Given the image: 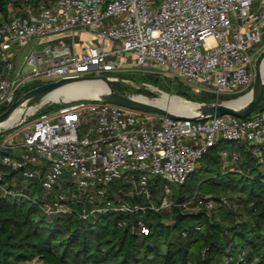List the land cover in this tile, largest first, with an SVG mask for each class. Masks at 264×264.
<instances>
[{"label":"built area","instance_id":"obj_1","mask_svg":"<svg viewBox=\"0 0 264 264\" xmlns=\"http://www.w3.org/2000/svg\"><path fill=\"white\" fill-rule=\"evenodd\" d=\"M263 39L264 0L20 4L0 20V108L36 82L151 67L179 78L194 93L209 91L218 99L252 86L253 54ZM33 41L17 65L21 49ZM24 121L19 140L10 134L0 138V164L18 170L23 184L40 182L41 192L33 202L49 220L73 213L75 205L82 219L174 205L182 213L210 216L214 198L195 191L176 203L159 179L184 185L198 159L219 139L252 146L258 163H263L264 106L254 117L224 114L192 120L143 116L99 100ZM239 157L233 154L231 160ZM7 173L0 170V190L22 195L25 186L12 190L8 187L14 186L13 179L2 182ZM122 179L128 181L125 187L111 186ZM136 197L145 202L134 201ZM132 230L148 233L142 219L133 222ZM216 264H247L246 252L234 242Z\"/></svg>","mask_w":264,"mask_h":264},{"label":"trees","instance_id":"obj_2","mask_svg":"<svg viewBox=\"0 0 264 264\" xmlns=\"http://www.w3.org/2000/svg\"><path fill=\"white\" fill-rule=\"evenodd\" d=\"M20 1L0 0V20L7 18L10 3L16 8ZM50 1L54 0H26V4ZM38 85L25 87L19 96ZM181 94L192 99L184 91ZM6 108H0V113ZM223 142L227 141L219 139L208 148L173 196L174 202L183 201L189 189L190 194L197 191L214 198L218 206L210 216L182 213L174 205L144 213H96L82 219L75 205L73 213L49 220L33 202L41 192L38 180L26 182L22 195L0 190V264H216L234 242L245 250L247 264H264V170L250 145L241 150L236 164L226 163L219 153ZM262 153L264 161V147ZM6 172L3 183L21 178L18 170ZM19 187L8 188H24ZM133 200L145 202L141 197ZM137 219L143 220L147 234L132 230ZM195 225L200 229L195 230ZM195 243L199 245L194 251Z\"/></svg>","mask_w":264,"mask_h":264},{"label":"rangeland","instance_id":"obj_3","mask_svg":"<svg viewBox=\"0 0 264 264\" xmlns=\"http://www.w3.org/2000/svg\"><path fill=\"white\" fill-rule=\"evenodd\" d=\"M21 4L25 5L26 0H21ZM8 8L11 10H15L13 4H9ZM35 41L31 42L26 47L22 48L19 56L16 60L17 65L22 61V58L24 55H27L30 53L32 47L35 45ZM264 48V39L259 44V50L253 54V61L257 58L260 51ZM142 70V71H141ZM125 69L121 71L116 72H106L105 75L107 76L108 82L111 84L112 88L113 86L117 89L114 90L125 95L128 97H134L137 95L145 96L149 99H158L163 94H167L168 96L173 97H179L181 99L199 103L203 105L208 104H214V103H227L230 105L239 104L241 98H245L248 94L251 92V87L240 90L232 94H222L218 97V99L215 97V95L212 92L209 91H202L200 93H194L192 92L188 85H186L182 80H180L177 77H172L171 75L163 74L161 70H159L157 67H151L150 69ZM86 82V81H85ZM73 88V89H71ZM69 89V90H68ZM65 91H60L51 96V98L44 102L42 106H40L36 111H33L32 113H28L25 117L26 122L32 121L36 118H39L41 116L52 114L58 111H61L63 109L68 108H74V107H84L88 105L91 101H99L100 98L96 96L91 95V93L83 90L79 87V83L75 84V86H70V88L64 89ZM72 90V91H71ZM67 91V92H66ZM184 91L189 96L192 97V99H187L184 97L181 92ZM71 93V94H70ZM21 95L18 97L20 98ZM259 105H264V82H263V92L262 96L259 101ZM258 106L251 112L250 117H254L258 112ZM16 110V109H15ZM172 110V109H171ZM46 111L40 115H38L39 112ZM135 111V110H134ZM143 116L149 115V116H156L155 114L151 113H143L139 112ZM187 114V113H185ZM17 122V121H16ZM15 122V123H16ZM25 122V121H24ZM23 122V123H24ZM21 126L15 127L10 132L0 135V138L6 137L7 135L15 136L16 140H19L18 133L20 132ZM223 147L227 149L228 151L234 150L238 154H241L242 149H247V145L243 142H223ZM243 147V148H241ZM260 169L264 170V161L263 163H260ZM13 184L14 186L20 185L19 188L23 184V179L20 177L13 178ZM19 181V183H18ZM128 181L125 179L117 180L115 184H111L112 187L114 185L116 187H125V184ZM160 185H167L171 191L172 194L177 195L179 193L180 187L173 182L165 181L163 179H159ZM187 196H190L191 191L187 189L185 191ZM193 194V193H192ZM208 196V195H207ZM218 206V203H216L215 208ZM229 221H225L224 224L227 226ZM237 241H239L237 239ZM199 243H195L192 247V249L195 251L198 247ZM236 254V252H235Z\"/></svg>","mask_w":264,"mask_h":264},{"label":"water","instance_id":"obj_4","mask_svg":"<svg viewBox=\"0 0 264 264\" xmlns=\"http://www.w3.org/2000/svg\"><path fill=\"white\" fill-rule=\"evenodd\" d=\"M264 59V48L260 51L259 55L254 61V81L251 87L250 94L252 95V100L250 103L243 109H237L234 106L227 103H214V104H198V108L195 109L193 113L185 114L183 111L175 112L171 109L157 106L151 103H146L135 99L134 97L125 96L117 91H115L111 84L108 82L106 76H82V77H74V78H62L56 81H49L38 85L23 95L20 98L11 103L5 111L0 113V135L6 134L13 130L15 127L22 124L25 116L27 115L26 111L30 108H34L38 105L43 104L44 98L53 92L54 90L61 88L65 85H68L72 82L85 81V80H95L101 79L106 85L107 89L102 93L97 95L104 102L116 104L131 110L143 112V113H151L159 116H167L172 118H186L190 117L192 120L198 119H207L213 116H219L224 114L233 115L238 118H245L251 114V112L258 106L260 98L263 92V82L264 76L261 75L260 65L262 60ZM184 100V99H183ZM187 101V100H184ZM190 102V101H188ZM194 103V102H190ZM17 108H22L25 110V113L19 117L16 123L11 125H3L2 123L8 118L9 114L13 112Z\"/></svg>","mask_w":264,"mask_h":264},{"label":"bare ground","instance_id":"obj_5","mask_svg":"<svg viewBox=\"0 0 264 264\" xmlns=\"http://www.w3.org/2000/svg\"><path fill=\"white\" fill-rule=\"evenodd\" d=\"M260 72H261V75L264 76V59L262 60L261 65H260ZM85 81L72 82V83H69L68 85H65L61 88L54 90L53 92H51L44 98L43 103L48 101L53 94L60 92L62 90L65 91L64 89L68 87L70 88V86L72 85L75 86V84H78V83H79L80 88L91 93V95L93 96L102 94L107 89L106 83L101 79L85 80ZM134 98L142 102L151 103L157 106L172 109L175 112L183 111L184 113H193L195 109L198 108L197 107L198 104L196 103H190L188 101H184L183 99L179 97L168 96L167 94H163L158 99H149L141 95L134 96ZM251 100H252V95L248 94L245 98L240 99L239 104H235L232 106H234L237 109H243L250 103ZM34 110H35L34 108H30L26 112L32 113ZM22 113H25V110H23L22 108H17L13 112H11V114H9L8 118L2 124L8 126V125L15 123L19 119V117L22 115Z\"/></svg>","mask_w":264,"mask_h":264},{"label":"crops","instance_id":"obj_6","mask_svg":"<svg viewBox=\"0 0 264 264\" xmlns=\"http://www.w3.org/2000/svg\"><path fill=\"white\" fill-rule=\"evenodd\" d=\"M8 136V135H7ZM247 147H248V145H247ZM223 152H226L227 153V155L226 156H223L222 155V153ZM220 156H221V158L226 162V163H228V164H236L239 160H237V161H232L231 159H233L232 158V155L233 154H238L237 152H235L234 150H232V151H228L227 149H225L224 147L220 150ZM240 155V154H239ZM239 159H240V157H239ZM0 170L1 171H6V169H2L1 167H0Z\"/></svg>","mask_w":264,"mask_h":264}]
</instances>
